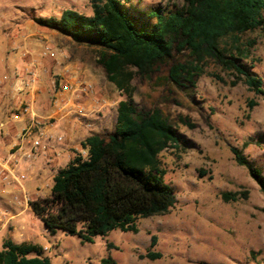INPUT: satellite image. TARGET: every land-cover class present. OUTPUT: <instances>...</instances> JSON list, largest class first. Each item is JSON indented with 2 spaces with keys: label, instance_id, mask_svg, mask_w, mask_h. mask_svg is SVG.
<instances>
[{
  "label": "rangeland",
  "instance_id": "rangeland-1",
  "mask_svg": "<svg viewBox=\"0 0 264 264\" xmlns=\"http://www.w3.org/2000/svg\"><path fill=\"white\" fill-rule=\"evenodd\" d=\"M122 1L126 12L136 17L132 20L143 26L155 21L143 17L149 9L181 4L180 0ZM65 8L91 14L89 0H0V122L18 98L28 95L30 69L38 75L31 104L42 115L49 113L60 80L63 84L75 77L72 84L89 87L77 90L78 96H72L63 110L66 113L52 119L60 138L51 141L46 157L35 160L32 173L22 181L24 190L12 175L0 173V249L8 238L35 243L51 264H102L103 258L113 264H264V193L232 152L239 151L264 178V93L255 94L236 73L209 58L203 60V72L193 84L183 79L181 86L175 84L168 78L169 66L190 59L189 51L176 43L166 62L132 78L137 107L158 108L178 135L177 144L158 155L165 169L163 180L175 194L174 205L163 214L138 218L137 232L113 229L88 242L62 229L48 231L29 211V199L48 196L60 168L76 155L86 156L80 146L86 135L106 138L114 131L117 103L123 98L94 61L92 47L35 21L58 18ZM248 40L254 44L243 63L261 78L264 90V28L241 35V42ZM249 99L256 101L252 108ZM78 106L83 114L74 111ZM11 144L4 146V154ZM223 192L234 193L236 199H223ZM152 235L156 243L150 246ZM147 251L161 255L142 256Z\"/></svg>",
  "mask_w": 264,
  "mask_h": 264
},
{
  "label": "trees",
  "instance_id": "trees-1",
  "mask_svg": "<svg viewBox=\"0 0 264 264\" xmlns=\"http://www.w3.org/2000/svg\"><path fill=\"white\" fill-rule=\"evenodd\" d=\"M180 1L174 8L145 12L149 23L155 19L148 26L134 22L135 16L126 12L122 0H89L90 15L65 8L58 18L35 19L76 44L92 47L94 61L123 95L117 103L114 131L106 138L98 133L86 135L80 141L86 156H74L53 175L48 196L29 199V209L48 231L62 229L81 242L113 229L137 232L138 218L163 214L174 205L175 194L163 180L165 169L158 155L177 144L178 135L158 108L137 107L132 85L134 74L147 75L166 62L174 43L190 54V59L169 66L167 75L175 84L181 86L182 79L193 84L203 72V60L209 58L236 73L255 94L264 93L261 78L243 63L254 41H240L241 35L264 28V0ZM254 105L256 101L249 99L248 106ZM232 152L236 163L248 169L264 193L260 171L239 151ZM221 196L236 199L234 193ZM155 243L152 235L150 246ZM160 255L147 251L142 256L154 259ZM101 263L114 261L103 258ZM0 264L51 261L39 245L8 238L0 249Z\"/></svg>",
  "mask_w": 264,
  "mask_h": 264
},
{
  "label": "built area",
  "instance_id": "built-area-1",
  "mask_svg": "<svg viewBox=\"0 0 264 264\" xmlns=\"http://www.w3.org/2000/svg\"><path fill=\"white\" fill-rule=\"evenodd\" d=\"M47 49L43 50L42 54H46ZM37 71L30 69L27 71L29 82L25 85L30 89V85L34 84L37 79ZM80 83L74 84L65 82L62 84L61 80L57 91L53 93L50 100L49 113L42 115L37 113L32 106L29 98L24 97L17 99L10 107L9 113L4 122H0V142L3 138L1 135H8V131L4 129V124L7 121L22 122V125L14 134V141L6 150L5 154L0 156V173H9L14 178L16 185L21 189L22 181L26 180L27 173H32L35 165V160L38 157H46L51 147V141L57 139L56 133L53 130V121L58 116L66 112L68 101L72 96H78L77 90L88 89ZM22 87L17 89L21 91ZM29 93V91H28ZM96 106V104H95ZM83 107L78 106L74 111L77 114H83ZM7 179V178H6ZM24 190V189H21ZM25 194V192L23 191ZM26 198V195H24ZM27 203V202H26Z\"/></svg>",
  "mask_w": 264,
  "mask_h": 264
},
{
  "label": "crops",
  "instance_id": "crops-1",
  "mask_svg": "<svg viewBox=\"0 0 264 264\" xmlns=\"http://www.w3.org/2000/svg\"><path fill=\"white\" fill-rule=\"evenodd\" d=\"M11 62H13V59L11 60ZM74 78L73 77V80L70 79L65 81V82H69V83H72L74 81ZM35 84H32L30 85V92L28 93V95H26L27 98H29L31 101H33V98H34V93L32 92L33 91V87H34ZM11 86H13L12 82H11ZM12 88V87H11ZM2 95L0 94V97ZM12 96V99L14 98L13 95ZM0 114H2V111H1V107H0ZM22 125V122H11V121H7L5 124H4V129H6L7 131L10 132V135L9 136H6L3 138V140L1 142H3V144L1 145V149H0V156H2V154H4V151H5V145L9 144V143H12V141H14V134L15 132L19 129V127ZM0 142V143H1ZM3 147V148H2ZM50 165V164H49ZM3 206L6 208V209H9L12 208L11 205H8L6 202L3 203ZM29 210V209H28ZM31 211V210H29ZM32 212V211H31ZM11 239V238H9ZM12 240V239H11ZM13 241V240H12ZM15 242V241H14ZM16 243H20V242H16Z\"/></svg>",
  "mask_w": 264,
  "mask_h": 264
}]
</instances>
